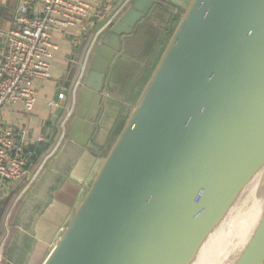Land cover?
Here are the masks:
<instances>
[{
	"label": "water",
	"instance_id": "1",
	"mask_svg": "<svg viewBox=\"0 0 264 264\" xmlns=\"http://www.w3.org/2000/svg\"><path fill=\"white\" fill-rule=\"evenodd\" d=\"M164 1L131 0L97 35L69 143L97 148L125 38ZM66 105L58 90L53 123ZM263 161L264 0H191L43 264H188ZM239 256L234 264H264V215Z\"/></svg>",
	"mask_w": 264,
	"mask_h": 264
},
{
	"label": "crops",
	"instance_id": "2",
	"mask_svg": "<svg viewBox=\"0 0 264 264\" xmlns=\"http://www.w3.org/2000/svg\"><path fill=\"white\" fill-rule=\"evenodd\" d=\"M86 1L100 8L101 13L92 17L85 28H79L67 35H54V40L59 46L50 61V77L34 80L31 85L37 94L34 109L27 110L25 104L20 101L6 108L2 116L4 126L23 130L24 143L28 149L41 145H36V139L41 134L46 136L47 141L45 142L52 141L49 151L56 147L59 148H57V154L54 157L51 156V159L49 158L46 169L43 168L32 184L29 186L24 182L13 184L3 195L0 202V264L44 263L84 199L105 157L132 112L129 104H124L125 107L122 106V103L117 99L115 90L110 93L113 85L114 88L119 86L118 78H120V82L129 81L132 75L138 71L131 66L126 70H121L122 65H139L138 57L147 51V58L150 57L149 63L152 65L158 59L157 64L171 37L173 18L179 16L178 8L174 7L180 8L181 16L191 0H171V4L168 3L169 7L157 6L150 18L143 20L134 33L125 38L124 51L111 71L105 92V101L96 123L94 143L97 148L69 143L67 140L68 126L66 135L61 138L62 129L59 128L61 117L57 123H53L51 120L53 116L51 108L58 90H61L62 93L63 90H67V101L70 100L71 103L76 99L75 111L78 109L82 82L79 84L75 97L72 92L78 80L80 66L85 58L87 48L100 32H105L117 21L126 7L122 8L125 0ZM21 3L22 0H0V63L7 48L8 32L13 26L15 13ZM37 10L38 6L35 4L32 12ZM169 17L172 18L171 24H167ZM161 24H163V31L152 38L153 31L149 30L148 40L145 43L143 39V45L140 46L141 52L131 55V49L133 50L134 47L133 39H140L137 36L139 34L145 35L148 32H145L146 27L149 25L156 27ZM151 38L154 39L153 44ZM97 43L98 39L94 50ZM148 72L146 69L142 75L144 76ZM133 90H136V86ZM141 92L137 95L133 106ZM135 95L136 91H133L130 96ZM50 103L51 105H49ZM70 103L68 101V104Z\"/></svg>",
	"mask_w": 264,
	"mask_h": 264
},
{
	"label": "built area",
	"instance_id": "3",
	"mask_svg": "<svg viewBox=\"0 0 264 264\" xmlns=\"http://www.w3.org/2000/svg\"><path fill=\"white\" fill-rule=\"evenodd\" d=\"M130 2L131 0H125L122 8ZM35 4L38 10L32 12ZM100 13V8L86 0H22L17 9L13 26L7 35V48L0 63V202L13 184H32L58 148L48 151L35 166L32 160L35 149L27 148L23 130L2 124L4 110L20 101L27 110L34 109L37 94L31 85L34 80L50 77V61L59 46L54 35H67L79 28H85L87 22ZM95 40L96 38L89 44L80 66L78 80L72 92L74 97L87 72ZM75 109L76 99L65 106L59 122L61 138L66 135ZM45 141L46 136L41 134L36 139V145Z\"/></svg>",
	"mask_w": 264,
	"mask_h": 264
},
{
	"label": "bare ground",
	"instance_id": "4",
	"mask_svg": "<svg viewBox=\"0 0 264 264\" xmlns=\"http://www.w3.org/2000/svg\"><path fill=\"white\" fill-rule=\"evenodd\" d=\"M263 184L264 161L241 186L188 264H234L240 259L264 215Z\"/></svg>",
	"mask_w": 264,
	"mask_h": 264
},
{
	"label": "rangeland",
	"instance_id": "5",
	"mask_svg": "<svg viewBox=\"0 0 264 264\" xmlns=\"http://www.w3.org/2000/svg\"><path fill=\"white\" fill-rule=\"evenodd\" d=\"M171 8H173V7L171 6ZM174 8H178V15L179 16H177V18H173L174 19L173 20V27L176 25L178 19L180 18V14L182 13L179 7H174ZM170 20L172 21V18H170L169 21L167 20V24L168 23L171 24V21ZM146 29L147 30L145 32H147V31L148 32L145 35H140V34L137 35L138 37H140V39H138V38L133 39L134 47H133V50L131 49V52H130L131 55L132 54L134 55V54H136L138 52H141V50H139L140 49V46L143 45L144 40H145V43L148 40V38H149L148 34L150 32L149 30L152 29L151 30V31H153V33H152V36L153 37L152 38H155L158 33H160L161 31H163V24L158 25L156 27L154 25H151V26L149 25L148 27H146ZM141 33H143V32L141 31ZM152 38H151V41H152V44H153L154 39H152ZM148 42H150V41H148ZM147 52H144L143 55H140L138 57L139 65H134V64L133 65H126V64H123L122 67H121V70L122 69L123 70H126V68H128V67L131 66V67L136 68V70H138V71L135 72L132 75V77L130 78L129 81L125 80V81H121L120 82V78H118L117 84H119V86L116 87V88H114V85H113L111 87V89H110V91H111L110 93H112L115 90V92H116V94L118 96L117 99L122 103V106L123 107H125L124 104H129V107H130V110L131 111H132V109L134 107L133 106L134 105L133 102L136 100L137 95L143 89L146 81L148 80V78L150 76L151 71L154 69V67L156 65V62L158 60V59H156L155 60V63L151 65L149 63L150 57L147 58V54H148ZM159 56H158V58H159ZM132 58L134 59L133 56H132ZM146 69L149 72L146 75L143 76L142 74H143V72ZM135 86H136V90H133ZM133 91H136V95L135 96H130ZM129 107H128V109H129ZM262 191L263 190H260V196H261ZM224 259H225V257L221 256V260H224Z\"/></svg>",
	"mask_w": 264,
	"mask_h": 264
},
{
	"label": "trees",
	"instance_id": "6",
	"mask_svg": "<svg viewBox=\"0 0 264 264\" xmlns=\"http://www.w3.org/2000/svg\"><path fill=\"white\" fill-rule=\"evenodd\" d=\"M68 101L70 103V100H68ZM68 101H67V104H68ZM59 128H60V126H59ZM51 142H43L40 146L33 147V149H35V154L32 156V160H33L35 166H37L40 163V161L42 160L44 155L49 151V149L51 147L50 146Z\"/></svg>",
	"mask_w": 264,
	"mask_h": 264
},
{
	"label": "flooded vegetation",
	"instance_id": "7",
	"mask_svg": "<svg viewBox=\"0 0 264 264\" xmlns=\"http://www.w3.org/2000/svg\"><path fill=\"white\" fill-rule=\"evenodd\" d=\"M161 6H163V7H169L167 1H164Z\"/></svg>",
	"mask_w": 264,
	"mask_h": 264
}]
</instances>
